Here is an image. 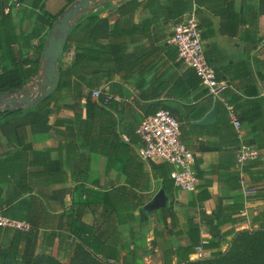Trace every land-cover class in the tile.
I'll list each match as a JSON object with an SVG mask.
<instances>
[{"label": "crops", "instance_id": "1", "mask_svg": "<svg viewBox=\"0 0 264 264\" xmlns=\"http://www.w3.org/2000/svg\"><path fill=\"white\" fill-rule=\"evenodd\" d=\"M189 1L190 12L201 29L206 60L216 78L228 83L219 97L206 94L196 101L163 98L180 124L181 140L192 153V166L197 169L193 191L175 185L171 178L175 168L172 164L145 160L139 155L142 142L138 135L135 133L130 138L120 130L119 124L129 120L127 114L116 123L115 133H109L106 143L98 139L103 134L98 133L97 123L91 124L93 138L84 145L79 140L68 145L55 133L52 135L54 117L49 116L47 109L12 116L0 124V140L5 150L15 147L9 135L19 126H25L34 150L47 152L42 164L34 162V195L46 200L50 209L61 213L76 208L75 187L84 185L86 191L80 192L79 198L88 197L92 206L81 211L82 223L92 230L87 237L95 251L89 249V252L108 263L164 264L167 249L169 261L181 264L175 249L190 241L189 218L197 223L198 237L207 240L231 231H264V0ZM31 2L25 0L23 5L29 8ZM43 3L49 13L58 14L66 1L44 0ZM95 6L96 3L90 4L89 10ZM3 9L6 12L8 5ZM140 18L138 10L134 21ZM111 22L112 19L103 15L91 34L106 40ZM164 25L168 29L162 50L172 47L168 39L172 24ZM60 57L71 62L73 49L61 50ZM176 62H171V66L175 67ZM105 78L103 72V83L98 90L107 91L109 82ZM123 86L127 96L115 95L114 99L129 102L135 91L130 84ZM225 103L235 110L241 124L240 136ZM214 106V121L199 123ZM60 115L72 116L69 112ZM241 144L255 147L257 158L239 163L236 153ZM75 167L80 170H74L72 175ZM54 168L62 170L64 175L55 174ZM62 222L60 218L59 230ZM233 237L234 234L225 236V243ZM74 242L81 243L78 239ZM40 244L39 241L38 248ZM195 251L196 247L190 261H194ZM68 253L66 245L61 249L54 245L49 252L64 259Z\"/></svg>", "mask_w": 264, "mask_h": 264}, {"label": "trees", "instance_id": "2", "mask_svg": "<svg viewBox=\"0 0 264 264\" xmlns=\"http://www.w3.org/2000/svg\"><path fill=\"white\" fill-rule=\"evenodd\" d=\"M65 1L58 14H51L44 7V0H32L29 8L23 5L25 0H0V94L20 92L34 76L39 75L43 67L40 54L50 29L57 16L75 0ZM6 5L9 9L5 12L3 7ZM191 8L192 2L189 0H120L116 3L101 0L96 3L95 9L81 16L68 32L62 51L72 48L74 57L69 63L61 57L58 59L56 72L59 80L56 88L27 110L0 111V124L12 116L47 109L49 116L54 117L51 134L55 133L68 145L76 144L78 140L81 145L89 144L90 138H93L91 124L94 126L95 122L99 126L98 133L103 134V138L98 139L106 143L109 133H115L116 123L125 114L129 120L124 119L119 126L121 132L131 138L144 118L159 109L169 111L163 98L196 101L209 94L200 84L194 69L178 59L174 48L162 50L168 29L164 23H177ZM138 10L141 18L135 22L134 15ZM103 15L112 19L106 40L91 34ZM174 60L177 61L175 67L171 66ZM103 72L106 73L105 80L109 82L108 89L99 90L97 99L93 100L92 92L103 83ZM125 83L130 84L135 95L129 102L115 100V95L120 98L127 96L123 86ZM83 99L84 103H81ZM137 109L140 113H135ZM65 112L72 116L60 115ZM28 135L27 127L16 128L9 135L15 147L8 150L3 148L0 140V214L28 224L25 230L0 226V264H135L108 263L89 252V249L95 251L87 237L92 230L82 223L81 211L85 206H92L88 197L79 198L80 192L86 191L83 184L75 187L76 198L73 202L78 206L61 213L50 209L46 200L34 195V162L42 164L47 152L34 150ZM74 170L80 169L73 168L72 175L75 174ZM53 171L59 176L64 175L59 168ZM194 171L197 176L195 167ZM60 218L63 222L59 230ZM188 222L192 229L188 236L190 241L175 249V256L181 264H200L189 260L199 245L206 257L219 260L221 248L226 242L225 236L234 234V248H241L242 242L252 233L225 232L201 242L197 223L191 218ZM254 232L260 237L259 249L249 253L241 251L234 262L230 255L221 264H228L225 263L227 261L264 264V231ZM75 239L82 244L75 243ZM54 245L58 249L64 245L69 248L68 263L53 259L49 254ZM81 252L87 255L80 257ZM170 258L169 251L165 249L164 264H172Z\"/></svg>", "mask_w": 264, "mask_h": 264}, {"label": "built area", "instance_id": "3", "mask_svg": "<svg viewBox=\"0 0 264 264\" xmlns=\"http://www.w3.org/2000/svg\"><path fill=\"white\" fill-rule=\"evenodd\" d=\"M169 43L176 50L181 62L194 69L199 77L200 84L207 92L219 97L228 86L226 81L216 78L213 68L209 65L204 55L201 29L193 14L186 13L183 18L174 23L169 31ZM34 89L38 85V78H33ZM31 80V81H32ZM99 90L92 92L97 97ZM110 98V96H108ZM231 123L238 136H240L241 124L232 105L225 103ZM142 145L138 149L139 155L145 159H155L172 164L175 168L171 172V178L175 185L186 191H193L196 187L197 176L195 174L191 151L181 140L180 124L178 120L166 109H159L154 114L144 118L135 129ZM128 140L127 137H124ZM237 160L243 164L246 161L256 159L258 151L255 147L241 144L237 149ZM0 226L25 230L28 224L22 220L11 219L0 214ZM201 238V242H205ZM203 258L202 246L196 247L194 261Z\"/></svg>", "mask_w": 264, "mask_h": 264}, {"label": "water", "instance_id": "4", "mask_svg": "<svg viewBox=\"0 0 264 264\" xmlns=\"http://www.w3.org/2000/svg\"><path fill=\"white\" fill-rule=\"evenodd\" d=\"M101 0H76L73 4L67 7L59 17L53 23L49 35L46 39L44 49L42 51V63L43 67L39 73L38 85L32 90L31 88L26 89V93L20 95L17 101L12 103L10 106H5L0 111L4 110H14L23 109L27 110L37 102L39 98L47 96L52 92L59 80V76L56 72V64L60 57L61 50L65 44L68 32L73 24L78 20L79 17L83 16L89 10V6L92 3H99ZM117 2L120 0H116ZM17 93L12 94H0V98L4 95H17ZM216 115V106L209 111L204 118L199 122L201 124L211 123L214 121Z\"/></svg>", "mask_w": 264, "mask_h": 264}, {"label": "rangeland", "instance_id": "5", "mask_svg": "<svg viewBox=\"0 0 264 264\" xmlns=\"http://www.w3.org/2000/svg\"><path fill=\"white\" fill-rule=\"evenodd\" d=\"M34 80H32L31 82H29L26 87L27 88H31L32 90H34ZM24 88L22 91L18 92V94L15 95H4L2 98H0V109H3L5 106H10L9 104L10 102L14 103L16 102L20 95L26 93V89ZM251 233V235L245 239L243 243V245L241 246V248H234V243H233V239L229 240L227 242V244L225 243L222 247V256L219 257V260H216L218 258H210V257H206L205 255H203V258L200 260H197L200 264H221L224 260H227L226 258L230 255H232V260L233 262L235 261V259H237L238 254L241 251H246V253H249L251 250H257V248L259 249L260 244H258L259 242V238L258 234L255 233L254 231H249ZM232 250H234V252H232ZM87 255V254H86ZM85 253H80V257H85L86 256ZM53 257V259L62 261L63 263H68L69 258H62V257H58L56 255H51ZM228 264H237V263H230L229 261L225 262ZM44 264H48L47 262H45Z\"/></svg>", "mask_w": 264, "mask_h": 264}]
</instances>
